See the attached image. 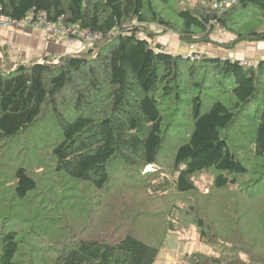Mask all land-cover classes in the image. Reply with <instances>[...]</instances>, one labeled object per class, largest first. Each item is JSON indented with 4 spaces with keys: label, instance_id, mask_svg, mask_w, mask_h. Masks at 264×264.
<instances>
[{
    "label": "trees",
    "instance_id": "16d2710c",
    "mask_svg": "<svg viewBox=\"0 0 264 264\" xmlns=\"http://www.w3.org/2000/svg\"><path fill=\"white\" fill-rule=\"evenodd\" d=\"M38 12L100 38L85 53L56 62L11 65L0 55V264L20 259L25 264H155L167 236L178 235L171 224L159 238L154 220L161 210L132 205L103 215L93 194L110 186L113 164L124 176L131 171L130 179L155 167L161 151L171 152L168 139L175 140L176 196L191 199L198 191L196 178L207 174L217 192L235 189L237 201L226 198L216 217L232 231V240L226 238L232 247L243 241L248 257L194 254L186 264H264V179L258 180L264 171V60L245 65L222 57L183 59L152 44L147 26L175 30L189 45L210 43L216 25L235 37L234 45L264 42V0H237L224 13L179 8L178 26L164 19L152 0H0V15L13 20ZM133 20L138 26H129ZM136 30L146 36L137 37ZM60 99L69 105L60 106ZM48 107L57 134L48 148L49 164L37 175L50 176L44 175L50 171L63 177V198L44 185L46 177L42 183L29 173L24 146L17 141ZM244 112L250 113L252 136L238 145L248 158L225 137ZM160 185L155 192H161ZM119 186L128 190L127 184ZM165 199L170 200H157ZM201 219L196 224L201 240L215 237Z\"/></svg>",
    "mask_w": 264,
    "mask_h": 264
},
{
    "label": "rangeland",
    "instance_id": "374dc122",
    "mask_svg": "<svg viewBox=\"0 0 264 264\" xmlns=\"http://www.w3.org/2000/svg\"><path fill=\"white\" fill-rule=\"evenodd\" d=\"M152 1L157 12L161 13L164 19L169 20L173 26H178L175 14L179 8H208L206 0H176L167 4H160L157 0ZM147 26L148 29L153 32V35L151 36L152 44L156 43L157 40L162 41L166 44L164 46L167 51L172 54L180 53V51H183L184 53L187 45L189 46V44H183L180 41L179 33L175 30H165L164 27H161L156 23H149ZM208 38L210 43L200 42L195 44L196 49L200 52V59L204 56L211 58L222 57L230 60H238L245 65H248L249 63L255 64L258 57L255 58L251 56L245 47L250 48V46H256L257 44L264 45V42H241L234 45L233 42L235 41V37L217 25L209 34ZM77 41L89 45V48L93 44V42L88 43L84 38L80 39V37ZM96 41H98V39L94 42ZM88 47L79 51L77 54H80L81 52L85 53ZM214 51L218 52V55H215L216 53H213ZM0 55H5L9 64L12 65L9 60V54L5 49H0ZM49 62L56 61L55 59H51ZM62 101V99L58 100L60 106L65 107L66 105H69L66 100H64V102ZM49 108L50 107L45 108L39 121L17 138L19 144L24 146L23 154L26 156V164L29 168V173L36 174L37 177V173L39 172L38 168H45L48 166L50 159L48 148L56 140L57 128L54 122V117ZM244 114L245 112L242 114V118L235 121L233 126L227 131V136L225 134V137L230 139V141L233 140L232 144L235 146V151L239 153V156L248 158L249 155L243 152V147H239L238 145L242 142H250L252 136L251 133L253 126L248 122V116L250 113H246V115ZM168 141L172 143L175 142V140L172 139H168ZM172 143L169 145V148L171 147L169 155L168 153L165 154V151H161L158 164L155 167H146L140 173H138V171L134 172L137 174L135 179H130L131 171L125 170L126 175L124 176V174H122L124 171H121L120 166L117 164H113L112 167L110 166V172L112 174L110 186L101 193L94 192L93 194L94 197L97 198L98 196L100 198L99 202L101 205L99 206V211L104 215L106 212L109 213L115 210H127L132 205H136L139 210H147L149 212L154 208H156V211L161 210L154 220V229L156 228V231L160 232L158 235L160 238V235L166 233L167 226L173 224L178 235L171 233L167 236L164 250H168L170 254H174L175 258L178 260L180 259V264H182L181 260L184 264L189 263L194 254H202L210 258H218L220 254H228L229 256H235L239 259L241 258L242 260H248V257L244 255V242L238 241L240 243H238L237 247H232L231 243L226 239L229 238V232L230 234H233L232 231L222 222L217 220L216 217L219 212L225 208L226 198L234 197L236 200L235 189L217 192L213 187L212 175L207 174L196 178L195 184L198 191L197 194L191 197V199L176 196L171 183L172 176L175 177V173L173 172V162L171 159L173 148ZM49 172L50 171L44 172V175L50 174V176H45L49 183L44 185L49 186L50 192H55L59 198H63V190H66L63 189L65 186L62 185V180L64 178ZM45 177L40 176L38 178L44 183ZM258 178V180L264 179V171H261L258 174ZM163 181V185L158 183ZM121 184H127L128 190L123 192L122 186H119ZM44 185L40 186L43 187ZM156 185H160L159 188L161 189V192L157 193L154 191ZM123 193L125 194V197L123 196ZM116 194H121V196L118 197ZM165 197H169L170 200H157ZM202 197H204V199ZM158 202L162 203L157 207ZM261 203H264V198L261 199ZM259 209L262 211V208ZM261 213L262 212H259L260 215H262ZM200 216L203 218V222L205 224H210V228L216 232L215 237L206 236L201 240L199 228L196 225L198 223V218L201 219ZM249 221L252 222V218H249ZM244 223H246V221H244ZM249 226H252V223ZM109 230L106 231H109V234L116 236L115 231L112 232V229ZM229 239L232 240V238ZM163 252L164 254L166 253L165 251ZM161 254L162 251L160 255ZM260 256L264 257V255ZM19 264H25L23 259H20Z\"/></svg>",
    "mask_w": 264,
    "mask_h": 264
},
{
    "label": "crops",
    "instance_id": "0c3cea01",
    "mask_svg": "<svg viewBox=\"0 0 264 264\" xmlns=\"http://www.w3.org/2000/svg\"><path fill=\"white\" fill-rule=\"evenodd\" d=\"M157 42L165 48L164 45L166 44L164 42L158 40ZM88 46L80 41L69 43L65 38L48 35L39 28L29 26L0 28V49L3 48L8 52L9 60L12 64L40 63L46 59L48 61L51 59L57 61L61 56L78 53ZM188 47L187 45L184 53L180 51V54H185L188 51ZM245 49L249 51L251 56L258 57L257 61L264 60V45L257 44L256 46H250V48L245 47ZM213 53L218 55V52L214 51ZM163 251L166 253L164 254ZM163 251L155 264H180V259L175 258L174 254H170L168 250Z\"/></svg>",
    "mask_w": 264,
    "mask_h": 264
},
{
    "label": "built area",
    "instance_id": "2783aa9c",
    "mask_svg": "<svg viewBox=\"0 0 264 264\" xmlns=\"http://www.w3.org/2000/svg\"><path fill=\"white\" fill-rule=\"evenodd\" d=\"M235 5H237V0H209L207 2L208 9L218 13H224ZM15 26H29L32 28H39L48 35L63 37L69 43H74L79 37L80 39L84 38L88 43H94L96 39L100 38L98 34H93L87 30H83L79 28L78 25H63L61 19H59L57 22L49 21L45 12H38L35 15H27L26 18L20 21L0 15V28L7 29ZM129 26H138L137 21L133 20ZM135 35L139 38L146 36L141 30H136ZM183 59L190 61L199 60L200 52L196 50L194 45H189L188 51L183 54Z\"/></svg>",
    "mask_w": 264,
    "mask_h": 264
}]
</instances>
